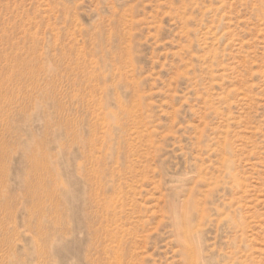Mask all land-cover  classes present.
<instances>
[{
  "label": "rangeland",
  "instance_id": "1",
  "mask_svg": "<svg viewBox=\"0 0 264 264\" xmlns=\"http://www.w3.org/2000/svg\"><path fill=\"white\" fill-rule=\"evenodd\" d=\"M9 53L40 189L16 146L0 264H264V0H0Z\"/></svg>",
  "mask_w": 264,
  "mask_h": 264
},
{
  "label": "bare ground",
  "instance_id": "2",
  "mask_svg": "<svg viewBox=\"0 0 264 264\" xmlns=\"http://www.w3.org/2000/svg\"><path fill=\"white\" fill-rule=\"evenodd\" d=\"M9 50L12 51L11 49ZM3 51L1 54H4L6 52ZM12 53L13 52H11V54ZM11 54L10 57H8L9 55L8 56L4 55L5 59L8 58L6 59L8 64L6 63L5 66L1 65L0 67V189H1L0 191L4 193L1 194L2 193L1 192L0 194L2 197H4L5 201H6L5 194L6 192H8V185L6 183L7 174L6 171L3 169L2 165L7 163L8 158L11 156V154H15L16 153L15 149L19 147L20 142L18 141V132L20 134V130H22L21 123H23L29 118L31 122L35 124L36 114L38 112V101H37V96L35 94L36 86L33 87L35 88L33 89L35 91H31V93L29 92L30 94L26 92L28 89L26 90L24 89L26 86L25 80H27L28 82V80L30 79L31 82H28L29 84L33 83V81L35 82V76H37L36 75L37 73L35 74V71L33 69V67L35 66H32L31 70L28 69L27 71L30 70L29 72H26L24 71V69L26 67L28 68V64L30 63V61L28 60L29 58H27L26 61H24L23 59L25 58L22 59L21 57H19L22 59L20 60L19 58H17L18 55L17 57H15L16 55L13 56ZM2 60H4L3 55L1 61ZM19 84H20V88H22V90H25L24 92H26L27 94V95L25 93H24L25 95L21 94L22 97L20 100L18 99L20 97L18 94L19 93L18 90L20 89L18 87ZM28 88L30 90V87ZM18 123H20V127ZM25 144H24L25 146L21 145L22 147H19L22 153V158L24 160V169H23L24 179L21 182L22 185V190L20 192L21 195L19 194L17 195V197H20L19 199H21L22 204L25 205L24 209L27 212V214L29 213L28 216L33 217L36 216L37 214L38 194L40 189L39 156H38L39 143L37 138L35 136H32L30 142ZM10 196L11 195L8 196V199L11 198ZM5 201L4 203L7 202ZM1 204L2 203H0V206Z\"/></svg>",
  "mask_w": 264,
  "mask_h": 264
}]
</instances>
